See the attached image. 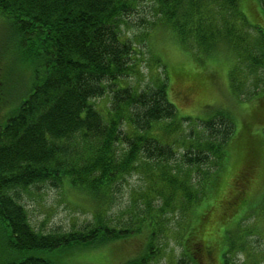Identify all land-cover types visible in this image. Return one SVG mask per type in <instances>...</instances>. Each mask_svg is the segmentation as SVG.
Masks as SVG:
<instances>
[{
	"label": "trees",
	"instance_id": "1",
	"mask_svg": "<svg viewBox=\"0 0 264 264\" xmlns=\"http://www.w3.org/2000/svg\"><path fill=\"white\" fill-rule=\"evenodd\" d=\"M241 1L0 0L2 31L18 61L31 68L24 97L16 95L18 103L0 124V233L14 252L11 264H60L53 256L65 248L102 247L142 232L146 238L142 254L124 264H148L158 254L156 236L171 219L177 232L184 222H194L185 224L184 256L177 264H203L201 259L211 256L214 247L203 237L212 206L207 204L200 214L195 210L203 198L223 203L219 223H224L228 214L252 207L263 197L256 190L247 193L256 179L264 180L263 140L241 126L228 147L235 128L228 112L196 119L199 132L190 131L187 141L180 143L184 150L179 162L175 147L180 146L159 134L155 137L157 124L168 123L159 130L170 135L189 117L177 120L175 102L168 94L169 77L136 84L142 61L138 45L127 33L137 22L145 26L144 32L161 24L181 46L203 54H211L225 42L240 72L238 78L233 72L230 86L243 89L245 74L250 78L249 74L264 69V34H249L247 29H254ZM256 1L264 11V0ZM146 3L150 17L140 14ZM248 9L247 15L255 14L256 24L259 13ZM252 80L254 90L264 86L261 78ZM14 90L18 91L16 85ZM101 98H107L105 109L95 102ZM258 121L252 112L248 125ZM230 156L235 160L225 166ZM220 167L227 170L220 171L222 179L230 177L229 191L217 177ZM141 168L147 172L145 179L152 180L141 207L132 202L126 214L109 213L108 199L117 183ZM64 184L90 197L92 218L65 231L35 230L22 194L41 185L60 188ZM215 190L216 197L211 194ZM227 256L225 251L223 264H228Z\"/></svg>",
	"mask_w": 264,
	"mask_h": 264
},
{
	"label": "rangeland",
	"instance_id": "2",
	"mask_svg": "<svg viewBox=\"0 0 264 264\" xmlns=\"http://www.w3.org/2000/svg\"><path fill=\"white\" fill-rule=\"evenodd\" d=\"M251 3H254V6ZM251 3L249 4L248 0H242L240 7L255 33L252 29H247V31L254 37L256 34H264V11L256 0ZM142 5L146 8L143 9V12L139 10L141 16L150 17V15L148 16V3ZM248 8L252 11L257 10L259 13L256 16V24L253 21L255 14H253L254 16L247 15ZM137 24L131 29H127L128 35L132 36L133 42L138 45L142 61L136 84L144 86L154 81L164 80L168 76V94L170 99L175 102L177 120L180 117H189V122H178L181 124L170 135L162 134L159 130L160 127L168 123H159L154 128L157 133L156 138L159 134L166 139L174 140L175 146H180L175 147L178 162L180 161L179 155L184 150L180 143L187 141L190 131L199 132V124L196 119L206 120L221 111L228 112L235 123L228 147L232 146L237 133L243 128L241 126L246 127L247 133L259 134L264 143V86L254 90L252 80L253 77H259L262 79L260 83H263L264 69H259L257 74H249L250 78H247L246 74L241 78V86L244 90L233 89L230 87V73L233 77L234 72V76L238 78L240 72L234 65H237L236 57L225 42L218 44L211 54H203L195 50L194 47L181 46L173 33L162 27L161 24L154 25L146 32L143 30L145 26H140L139 22ZM13 47L5 30L2 31V19H0V89L5 92L0 90V124L4 122L10 109L18 103L16 95L18 94L19 99L24 97V87L30 82L31 68L26 63L18 61L17 53L14 52ZM14 61L17 67L11 71L10 66ZM247 81L250 85L247 84ZM14 85L17 86L18 91L14 90ZM95 102L100 109H105L107 98H101ZM252 112L259 121L253 126H249L248 118ZM234 160V156L228 157L225 166ZM140 163H144V160ZM150 164L152 163L150 162ZM220 171H222L221 167L217 171L219 182L223 180L229 191L230 177L222 179L224 174L222 175ZM226 171L224 169L222 172L226 173ZM146 173L144 168L138 169L126 176L125 181L117 183L112 191V197L108 199L109 213L126 214L132 202L137 208L141 207L142 195L152 182V180L145 179ZM255 190L257 193L261 192L263 197H258L252 207L246 206L247 208H241L234 215L228 214L224 223H219V216L223 210L222 202L220 204L213 198L208 201L203 198L201 205L196 206L197 214L203 213L207 204L211 205L214 210H210L208 232L204 235L202 233L205 239L204 243L209 239L214 243L213 252L211 256L203 257L201 263L223 264L222 255L227 251L228 264H264V180L261 183L260 178L256 179L253 188L249 189L247 193L255 194ZM179 194L177 192L176 199ZM211 194L216 197V190ZM22 195L30 223L38 231L48 232L52 229L65 231L72 225L80 227L92 218L91 211L94 203L90 197L67 184L60 188L41 185L31 188ZM221 197L223 198L225 195H221ZM155 203L158 204L159 201H155ZM175 210L176 208L173 207V211ZM175 215L179 218V211H176ZM171 220V224H169L170 220L164 221L165 226L156 236L154 242L159 248L158 254L148 264H177L176 261L184 256L181 240L183 241L185 237V224L192 226L194 222H184L181 232H177L174 220ZM145 240V233L142 232L129 236L128 240L106 243L102 247L71 246L59 252L58 256L54 255L53 259H57V263L60 264H124V262L142 254ZM13 253V250L6 244V238L0 233V264H11Z\"/></svg>",
	"mask_w": 264,
	"mask_h": 264
}]
</instances>
